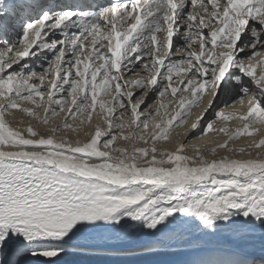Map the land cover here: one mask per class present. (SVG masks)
<instances>
[{"label": "snow or ice", "instance_id": "obj_1", "mask_svg": "<svg viewBox=\"0 0 264 264\" xmlns=\"http://www.w3.org/2000/svg\"><path fill=\"white\" fill-rule=\"evenodd\" d=\"M0 264H264V0H0Z\"/></svg>", "mask_w": 264, "mask_h": 264}, {"label": "bare ground", "instance_id": "obj_2", "mask_svg": "<svg viewBox=\"0 0 264 264\" xmlns=\"http://www.w3.org/2000/svg\"><path fill=\"white\" fill-rule=\"evenodd\" d=\"M15 126H16V125H15ZM15 126H14V127H15ZM213 139H222V137H213V136L210 134L209 136L205 137L203 140L198 141V143H200V144H202V145H205L206 147H210L211 145H210V144H205V142H206V141L213 140ZM245 142H246L245 138H241V140L238 141L237 143H238V144H243V143H245ZM256 253H257V255H259V247H258V246H257V248H256Z\"/></svg>", "mask_w": 264, "mask_h": 264}, {"label": "rangeland", "instance_id": "obj_3", "mask_svg": "<svg viewBox=\"0 0 264 264\" xmlns=\"http://www.w3.org/2000/svg\"><path fill=\"white\" fill-rule=\"evenodd\" d=\"M37 67H39V66H37ZM13 126H15V124Z\"/></svg>", "mask_w": 264, "mask_h": 264}]
</instances>
